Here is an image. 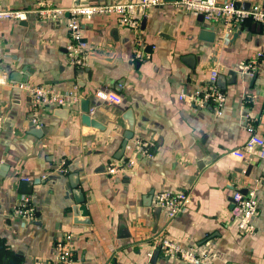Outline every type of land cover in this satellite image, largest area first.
I'll list each match as a JSON object with an SVG mask.
<instances>
[{
  "label": "crops",
  "instance_id": "0c3cea01",
  "mask_svg": "<svg viewBox=\"0 0 264 264\" xmlns=\"http://www.w3.org/2000/svg\"><path fill=\"white\" fill-rule=\"evenodd\" d=\"M129 1L137 0H0L3 9L26 12L24 20L0 21V264H53L55 243L66 236L72 264H193L156 251L159 235L197 249L205 264H264V158L228 155L250 129L264 139V22L247 20L229 31L170 1L146 10L136 31L115 16L95 15L82 20L90 58L79 69L67 59L69 16L52 21L33 12ZM204 24L215 32L212 43L199 40ZM141 48L148 58L135 57ZM251 61L252 75L242 71ZM214 70L225 95L220 114L192 101ZM21 85L72 93L78 102L38 109L34 124L32 99ZM108 91L134 115L133 138L120 159L123 110L103 101ZM95 96L101 102L92 117L103 130L80 122L79 98ZM135 140L151 142L152 158L136 156L131 170L108 175L107 166L131 157ZM71 174L86 202V216L77 219L63 190ZM254 185L257 215L247 233L237 226L232 196ZM159 190L190 195L169 223L153 204ZM25 201L34 210L30 219L15 213Z\"/></svg>",
  "mask_w": 264,
  "mask_h": 264
},
{
  "label": "built area",
  "instance_id": "2783aa9c",
  "mask_svg": "<svg viewBox=\"0 0 264 264\" xmlns=\"http://www.w3.org/2000/svg\"><path fill=\"white\" fill-rule=\"evenodd\" d=\"M177 5L183 6L188 12L193 15H201L203 20L208 24H221L229 31H235L240 28L247 20L254 23L264 22V6L254 5L248 10L235 8L236 2L243 0H168ZM166 0H137L118 4H92L83 5L70 8H61L46 5L43 8L36 9V13L42 19L57 20L61 18L66 12L69 14L67 23L68 45L67 59L68 63L74 68L83 69L87 66L90 58V52L86 41L81 33L82 20L90 19L95 15L115 16L118 24L129 30L136 31L141 22V16L146 10L151 7L161 6L168 2ZM26 12L21 10H9L0 7V21L2 20H24ZM135 57L146 59L149 54L145 53L144 48L137 49ZM1 64V52H0ZM256 69L255 62L251 61L242 71L252 75ZM218 72L211 71L209 76V83L194 91L192 101L199 107L209 105L213 110L220 114L221 108L225 102V95L216 86V78ZM0 74V84H1ZM21 89L26 90L32 99V118L31 122L37 123V110L45 108H70L77 104L78 97L72 93L59 94L54 90L45 86L21 85ZM183 96H181L182 98ZM96 103L91 105L88 114L91 117L98 108L101 100L96 97ZM103 101L107 104L114 105L118 108L124 105L123 97L119 94L108 91ZM212 104V105H211ZM124 108V107H122ZM0 116V124H1ZM246 140L244 145L236 150H231L228 155L240 161L246 160L249 155L255 152L258 159L264 158V139L253 133ZM152 158L153 145L149 141L135 140L134 150L131 157H126L124 161L110 164L106 167L105 172L110 176H115L131 170L135 164V157ZM65 162H62V168ZM63 170V169H62ZM60 170V172H62ZM63 173V172H62ZM264 185V180H263ZM257 187H254L243 194L239 191L233 193L232 199L234 203L235 216L237 218V226L239 230L247 233H253L254 226L252 224L257 215L258 202L256 198ZM27 201L23 202L19 208L16 209V215L25 219H30L34 215V210L29 206ZM190 203V195L187 192H169L159 190L155 192L153 197V204L155 207L165 210L167 222L171 221L180 210ZM154 241L155 250L167 257H176L185 262L193 264H205L206 260L198 253L195 248L185 249L176 242L172 241L165 235L156 236ZM55 250L57 252L56 260L53 264H72L73 255L69 246V237H63L56 241ZM151 253L148 254L151 257ZM35 264H43L37 261Z\"/></svg>",
  "mask_w": 264,
  "mask_h": 264
},
{
  "label": "water",
  "instance_id": "95a60500",
  "mask_svg": "<svg viewBox=\"0 0 264 264\" xmlns=\"http://www.w3.org/2000/svg\"><path fill=\"white\" fill-rule=\"evenodd\" d=\"M168 1V0H166ZM76 7V6H74ZM235 8L242 9V10H248L249 9V4H242L240 2L235 3ZM66 17L69 16V14L66 12L64 14ZM199 16V20L202 22L203 18L201 15ZM207 24V23H206ZM206 24L202 25L201 30L199 31V40H202L204 42H210L212 43L215 38V32L213 28H209ZM231 74H235V72H230ZM96 98H85V97H80L79 98V112H80V122L83 126L95 128L97 130H103L104 126L100 124L97 120H95L91 115L88 114V110L91 106V103L95 104ZM121 112V119L124 123V130L122 133V140L120 143V148L115 155L116 159H120L122 155L124 154L126 147L128 143L131 141L133 138V128H134V115H133V110L130 107H124V108H119ZM76 174H71L70 176H67L66 181L63 184V190L71 195V201L73 204L70 206V211L72 212L74 219L79 215V213H82L84 216L87 213L86 207H85V200L84 196L82 193L81 187H79L80 182L74 181V177ZM61 176V175H60ZM25 185V183H24ZM28 185V184H27ZM243 194L247 193V190H241L240 191ZM157 210H160L157 208ZM80 221L83 224H88V220H76Z\"/></svg>",
  "mask_w": 264,
  "mask_h": 264
}]
</instances>
